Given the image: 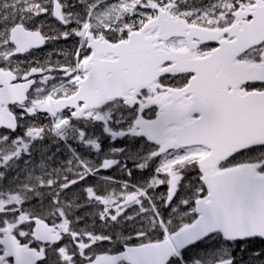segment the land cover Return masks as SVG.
<instances>
[{"label": "snow or ice", "instance_id": "obj_1", "mask_svg": "<svg viewBox=\"0 0 264 264\" xmlns=\"http://www.w3.org/2000/svg\"><path fill=\"white\" fill-rule=\"evenodd\" d=\"M0 264H264V0H0Z\"/></svg>", "mask_w": 264, "mask_h": 264}, {"label": "flooded vegetation", "instance_id": "obj_2", "mask_svg": "<svg viewBox=\"0 0 264 264\" xmlns=\"http://www.w3.org/2000/svg\"><path fill=\"white\" fill-rule=\"evenodd\" d=\"M51 51H52L51 45H48V46L46 45V47L44 49L36 50V52L34 53V58L39 59V60H44L46 58L47 54ZM22 59H24V57H22ZM53 166L55 167L58 165L54 163Z\"/></svg>", "mask_w": 264, "mask_h": 264}, {"label": "rangeland", "instance_id": "obj_3", "mask_svg": "<svg viewBox=\"0 0 264 264\" xmlns=\"http://www.w3.org/2000/svg\"><path fill=\"white\" fill-rule=\"evenodd\" d=\"M54 22H55V20H54ZM60 44L64 45V46H65V48H67V47H68V44L64 43L63 41H61V42H60ZM136 143H137V142H136Z\"/></svg>", "mask_w": 264, "mask_h": 264}]
</instances>
